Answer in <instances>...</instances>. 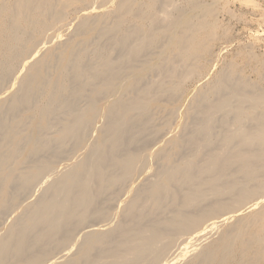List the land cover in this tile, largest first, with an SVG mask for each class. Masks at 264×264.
<instances>
[{"label":"bare ground","instance_id":"6f19581e","mask_svg":"<svg viewBox=\"0 0 264 264\" xmlns=\"http://www.w3.org/2000/svg\"><path fill=\"white\" fill-rule=\"evenodd\" d=\"M233 1L0 0V264H264Z\"/></svg>","mask_w":264,"mask_h":264},{"label":"rangeland","instance_id":"374dc122","mask_svg":"<svg viewBox=\"0 0 264 264\" xmlns=\"http://www.w3.org/2000/svg\"><path fill=\"white\" fill-rule=\"evenodd\" d=\"M256 2L259 5V9H255L253 7H250V6L247 7L246 5H243L240 2H238V1L235 2V3L233 1L232 3H230V5L232 6L231 9H232L233 12H235L236 15L237 14H241V13L245 14L243 16V19H241V20H238L236 18L235 19L230 18V16H226L225 17L227 19V20L225 19V21H227L232 27L233 35L235 34V36H234L235 43L232 44V48L229 49L230 51L234 50L239 45H243L242 42L244 43V45H250V44H252L254 42H258V45H257L258 49L257 50H258L259 53L263 52L262 54H264V24H263L264 23L263 22L264 21V8H262V7H264V4H263L264 0H256ZM246 8L247 9L249 8L250 10H247ZM243 10H246V12H248V13H246ZM238 11H240V12L238 13ZM228 17H229L230 21H229ZM244 19H245V21H244ZM237 33L239 35H237ZM256 36L259 37L258 41H255V37ZM237 38H238V41L235 40ZM238 42L241 43V44H239Z\"/></svg>","mask_w":264,"mask_h":264}]
</instances>
